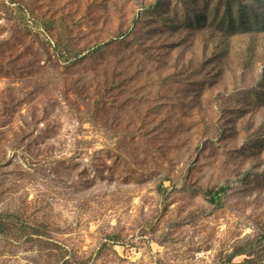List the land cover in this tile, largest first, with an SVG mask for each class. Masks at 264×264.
Segmentation results:
<instances>
[{
	"label": "rangeland",
	"instance_id": "1",
	"mask_svg": "<svg viewBox=\"0 0 264 264\" xmlns=\"http://www.w3.org/2000/svg\"><path fill=\"white\" fill-rule=\"evenodd\" d=\"M0 264H264V0H0Z\"/></svg>",
	"mask_w": 264,
	"mask_h": 264
}]
</instances>
